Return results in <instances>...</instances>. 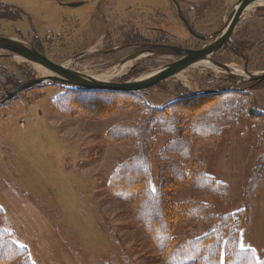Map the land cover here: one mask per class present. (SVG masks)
<instances>
[{"label": "rangeland", "instance_id": "1", "mask_svg": "<svg viewBox=\"0 0 264 264\" xmlns=\"http://www.w3.org/2000/svg\"><path fill=\"white\" fill-rule=\"evenodd\" d=\"M179 1L196 6L202 0ZM237 1L217 0L206 14L208 27L221 28ZM73 3L84 4L69 7ZM176 15L172 0H0V37L31 45L52 62L88 77L120 72L126 66L123 74L108 80L122 84L176 60L152 53L130 57L134 50L128 43L136 28L151 36L145 27L170 30L171 25L176 44L193 43ZM246 19L237 29L240 38L250 26ZM252 33L256 40L262 35L264 39V22L253 23ZM6 54L0 50V104L8 92L48 74ZM217 59L244 75V61L236 60L231 52L221 53ZM263 70L264 44L253 51L248 72ZM68 88L73 87L48 81L0 105V228L17 247L27 250L33 264H168L153 237L138 223L134 206L118 199L111 186L118 165L141 150L132 139L110 144L108 137L118 126L144 123L150 117L146 108L208 94H219L213 106L203 108L207 102L200 100L206 112L216 110L214 115L223 103L244 101L246 107L243 115H238L239 109L235 112L234 122L228 121L233 123L223 129L217 142L193 140L189 151L188 168L203 169L226 185V191L219 195L192 186L164 190L172 203L212 208L207 209L211 218L202 223L174 222L172 260L183 263L189 256L184 248L187 242L204 234L216 222L215 217L243 209L236 218L240 248L252 251L264 263V170L254 174L264 155V138L256 131L258 121L251 118V112L264 114V81L241 83L204 63L134 92L137 95L130 103L117 98L113 104L118 109L96 117L61 111L56 100ZM236 91L244 95L231 93ZM225 92L231 94L224 97ZM121 102L125 106L119 108ZM183 105L188 108V100ZM184 118L189 128L194 118ZM187 131L184 138L191 139L190 128ZM169 141L165 135L157 137L148 152L154 189L166 188L163 179L170 186L175 176L161 171L158 160ZM248 185L253 186L251 199Z\"/></svg>", "mask_w": 264, "mask_h": 264}, {"label": "trees", "instance_id": "2", "mask_svg": "<svg viewBox=\"0 0 264 264\" xmlns=\"http://www.w3.org/2000/svg\"><path fill=\"white\" fill-rule=\"evenodd\" d=\"M2 19H6L4 15ZM231 93L237 96L244 95L239 91ZM231 93L225 92L221 95L225 97ZM136 95L131 92L87 91L68 88L58 97L56 102L64 113L78 111L84 116L96 117L113 109H118L113 104L117 98L130 103L135 100ZM217 97L219 94L186 99L188 100V108L183 105L185 99L163 107L149 106L150 108L146 109L150 111V117L144 123L139 122L138 126L131 125L130 127L118 126L113 129L108 137L110 144L132 139L137 144L138 150H141L118 165L112 177L111 186L118 199L125 200L134 206L138 223L153 237L161 254L166 256L168 264H264L257 259L252 251L240 248L236 218L243 209L233 215L215 217L216 222L211 224L204 234L187 242L184 248H186L185 251L189 256L186 260L183 263L172 260L174 253L172 246L175 242L174 222L187 220L202 223V221L211 218L207 214L212 212H208L207 209L212 208L208 205H198L192 202L180 205L172 203L164 190L192 186L196 190L219 195L226 191V185L208 175L203 169H197L195 166L188 168L192 141L195 140L203 144L217 142L223 129L230 127L234 122L235 112L239 109L238 115H240L246 107L244 101L243 103H223L221 104L222 110L219 111L218 115L212 114L216 111L215 109H208V112L202 109L201 99L207 102L203 106L204 108L207 105L213 106L217 103ZM194 103L199 105L193 106ZM123 104L121 102L119 108L124 107ZM191 107L192 109H190ZM175 109L178 110L177 113L174 112ZM251 113L253 115L251 118L259 123L256 127L258 136L264 138V114ZM185 115H192L194 118L189 126L191 139L184 138L188 132L187 129H189L186 125ZM161 135L170 138L169 143L162 151L161 159H158L162 163L161 171L175 176L170 181V186L166 184L169 182L163 179V186L165 185L166 188L154 189L151 185L148 152L154 146V140ZM173 157L179 161H174ZM258 165L259 167L256 168L254 174L264 170V155ZM252 188V185H248L247 197L250 199L253 195ZM212 216L214 215L212 214ZM0 264H33L27 250L17 247L10 234L3 228H0Z\"/></svg>", "mask_w": 264, "mask_h": 264}, {"label": "water", "instance_id": "3", "mask_svg": "<svg viewBox=\"0 0 264 264\" xmlns=\"http://www.w3.org/2000/svg\"><path fill=\"white\" fill-rule=\"evenodd\" d=\"M84 3L69 4L71 8H77ZM264 7V0H241L231 11L230 18L223 29V37L211 47L202 51L185 50L177 47H171L173 55L180 57L179 61L167 64L152 73L148 78L139 80H129L125 83H112L111 81L104 82L91 77H86L83 74L74 72L64 65L57 64L49 60V58L40 53L31 45L25 44L17 39L0 37V50L7 53V57L19 58L22 61L42 67L49 74L40 79L31 80L21 84L14 91L8 92L7 97L1 102L4 105L9 101L17 98L21 93L33 89L40 84L51 81L59 86L73 87L77 89H85L89 91L104 90L109 92H140L156 86L164 80L173 78L178 74L200 64H210L214 67L226 71L228 74L235 76L242 82H262L264 81V70L257 73L245 71L244 75L237 73L234 69L229 68L224 64H220L212 60V56L226 43L231 44V35L242 15L250 7ZM192 32V31H191ZM213 93V92H212Z\"/></svg>", "mask_w": 264, "mask_h": 264}, {"label": "flooded vegetation", "instance_id": "4", "mask_svg": "<svg viewBox=\"0 0 264 264\" xmlns=\"http://www.w3.org/2000/svg\"><path fill=\"white\" fill-rule=\"evenodd\" d=\"M240 1L241 0H238L237 3H239ZM180 2L181 1L179 0H172L173 7H175L177 11L176 18L179 19L182 23L184 32L191 36L190 38L193 43L189 42V40H185L184 43L181 42V44H176V42L173 41L175 39L172 38V35L174 34V28L171 25L170 30L161 29L158 27H145L147 33L153 34L151 36H145L140 28L135 27L136 30L132 31L133 40L128 43V47L134 50L133 54L130 57H136L145 53H152L153 56L158 55L162 57L164 56L176 58L175 61L170 60L164 64L167 65L180 60V57L173 55L174 52L171 47H177L192 51H202L204 49H207L222 39L223 34L220 32H222L225 28L230 18L232 8L237 4L235 3L230 8L225 24L221 28L215 29L208 27L207 15L212 12L211 9L216 6L217 0H202L200 4H197L196 6L190 4L187 5ZM250 8V10L248 9L247 11H245L240 21L234 28L231 35V44L226 42L212 56V60L222 64L223 62H220L217 59L219 55L221 53L231 52L236 60L244 61V71H249L253 59V51L256 49H260V46L264 44L263 35L262 37H260V40H256L252 33L253 23L263 25L264 7L253 6ZM245 17H247V25L250 26L243 34L244 38H240L237 36V29L239 24L244 21ZM168 22H165L163 24L166 25ZM202 24H205V27H203ZM37 50L43 54V52H41L39 49Z\"/></svg>", "mask_w": 264, "mask_h": 264}, {"label": "bare ground", "instance_id": "5", "mask_svg": "<svg viewBox=\"0 0 264 264\" xmlns=\"http://www.w3.org/2000/svg\"><path fill=\"white\" fill-rule=\"evenodd\" d=\"M251 9V8H250ZM249 9V10H250ZM126 67V66H125ZM125 67H123V69H121V71L120 72H109V73H107V74H104V75H101V76H89V77H91V78H94V79H98V80H100V81H104V82H107L108 80H110L111 78H113V77H115V76H118V75H120L121 73H122V71L125 69ZM42 68V67H41ZM37 69L39 70V72L41 73V74H46V72H45V69L44 70H42V69H40V67H38L37 66ZM48 73V72H47ZM49 74V73H48ZM123 74V73H122ZM152 74H150V75H146V76H142L141 78H139V80H142V79H145V78H148V77H150ZM178 75H180V74H178ZM86 77H88V76H86Z\"/></svg>", "mask_w": 264, "mask_h": 264}]
</instances>
